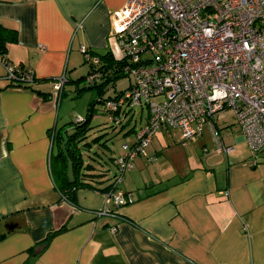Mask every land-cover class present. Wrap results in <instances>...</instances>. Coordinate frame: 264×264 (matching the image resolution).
I'll use <instances>...</instances> for the list:
<instances>
[{
    "label": "crops",
    "instance_id": "obj_1",
    "mask_svg": "<svg viewBox=\"0 0 264 264\" xmlns=\"http://www.w3.org/2000/svg\"><path fill=\"white\" fill-rule=\"evenodd\" d=\"M123 3L0 0V25L16 30L4 57L34 74L32 80H11L0 61V264H264V161L250 163L235 123L221 127L226 135L206 124L190 140H178L197 149L184 165L153 172L147 182L115 181L113 191L132 203L115 207L106 201L104 188L119 176L114 164L101 180H88L67 198L55 132L65 127L59 123L61 91L79 83L65 79L57 93L53 83L72 74L68 68L81 45L109 50L112 15ZM125 120L110 130L124 133ZM151 140L146 159L135 156L133 162L160 158L155 150L158 156L151 157ZM224 146L232 150L226 153ZM103 206L111 212L96 214Z\"/></svg>",
    "mask_w": 264,
    "mask_h": 264
},
{
    "label": "built area",
    "instance_id": "obj_2",
    "mask_svg": "<svg viewBox=\"0 0 264 264\" xmlns=\"http://www.w3.org/2000/svg\"><path fill=\"white\" fill-rule=\"evenodd\" d=\"M111 32L132 82L107 98L103 110L114 126L123 123L125 112L147 111L124 154L112 159L119 176L158 130L179 129L188 141L206 124L215 132V116L227 109L233 110L250 163L264 161V0H124L113 12ZM80 51L89 62L85 82L98 81L99 57L85 45ZM0 61L9 79H34L32 70L1 56ZM63 80L54 81L56 93ZM105 194L115 207L133 201L121 192ZM110 212L103 206L96 214Z\"/></svg>",
    "mask_w": 264,
    "mask_h": 264
},
{
    "label": "rangeland",
    "instance_id": "obj_3",
    "mask_svg": "<svg viewBox=\"0 0 264 264\" xmlns=\"http://www.w3.org/2000/svg\"><path fill=\"white\" fill-rule=\"evenodd\" d=\"M107 47L113 53L114 56L120 57L121 53L119 52L115 40L113 43L108 44ZM88 69L89 65L85 62L82 52L79 51L72 58V64L68 68V71H71L72 74L67 73L65 79L76 80L78 77L87 74ZM110 74L111 73H106L102 78H107ZM130 76L131 75L115 78L114 85L116 86V88H125L130 81L132 82V78H130ZM65 83L66 81L64 82L63 80V85ZM101 83L102 82H100V79L96 82L88 83L91 89L89 88V90H83L81 91L82 93L78 92V88H81L82 86H84V84L79 83L77 85L79 87L76 89L75 85L66 83L65 89H62L63 91H61L62 95L60 94V115L61 119L63 120L59 122L60 126L64 123L67 127H74L77 120L85 117L87 113L88 103L95 97V88ZM100 88L103 89L102 87H99V91ZM108 90L109 92L113 90L111 85H109L105 91L107 92ZM102 106L103 105L101 103L95 104V109L90 119V126H92L91 132L110 131L106 135L107 138L110 137L107 141V147L98 148V152L101 154L102 160H104L105 162L104 165L106 167H109L110 169H113L114 165L112 163V159L110 158L112 156L122 154L125 151L124 144L130 143L133 135V127L135 128L136 132L137 129L146 122L147 111L145 108H143L142 111H140V108H135L133 111H129L126 116H123L126 118L125 122H127V125L124 126V133H129L124 135V133L120 130L116 132L110 130V125H113V123L108 118V115L101 110ZM140 113L142 114L140 115ZM214 120L216 126L218 125V128H220L221 131L224 132V129L221 127H223L225 124H231L232 126V123H235L233 110L227 109L225 110V113L222 112L217 114ZM123 124L118 125L119 127H122ZM234 125L236 124H233V126ZM234 129L236 130L235 136H240L241 134L238 128L234 127ZM223 135H226L225 132L223 133ZM182 138V133L178 129H173L167 133H164L160 130L157 131L149 145V153H153L155 151L161 153V155L159 156L160 158L157 160L156 157L158 155L156 153H153L151 157L154 159L156 158V161L153 164H142L143 162L139 163V161H141L140 159L142 158H137L135 162H133V164L135 163V167L132 168L134 170L131 169L132 171H135L134 174L131 175V170H125L122 173L121 180L123 178L124 181L133 182L138 180L141 182H147L151 179L150 176L153 174V172L159 171L163 174L165 172H168L170 170V167L173 166V164L177 166L184 165L185 160H189V156L193 157L197 149L196 145H190L186 147L181 143H178L177 141L181 140ZM198 139H201V137ZM239 147H243V145L240 144ZM141 154H136V156L143 157L144 149ZM143 158L146 159V157ZM121 180L119 181L120 184L122 183ZM113 192H116V190ZM117 193L118 192L114 193V195H117Z\"/></svg>",
    "mask_w": 264,
    "mask_h": 264
},
{
    "label": "trees",
    "instance_id": "obj_4",
    "mask_svg": "<svg viewBox=\"0 0 264 264\" xmlns=\"http://www.w3.org/2000/svg\"><path fill=\"white\" fill-rule=\"evenodd\" d=\"M7 38L14 40L16 38V30L0 25V56L4 59L5 42ZM90 49L94 55H97L99 57L100 65L98 66V69L101 71L100 82L102 83L95 88V97L88 103L87 113L85 117L77 120L74 127H67L66 125H64L65 127L62 128V132H55V135H57L58 137L57 141H59L61 144L60 148L57 149L58 156L56 155V158L58 159L61 167L59 170V177L64 180L66 179L67 181L68 189L65 192L68 199H72L71 194L75 188L79 187V185H89L87 181L90 179L99 181L111 170L109 167H106L104 165L105 162L104 160H102L101 154L98 153V148L107 147L106 142L110 137L107 138L106 135L110 131L91 132L92 126H90V119L94 112L96 103H101L102 105H104V102L107 98L114 97L115 93L123 91L128 86L127 84L125 88L117 89L114 85L115 78L123 77L124 75L126 76V74L122 71L121 62H119L117 57L114 56L110 50L104 53H98L93 48ZM85 62L89 65L88 61ZM106 73L111 74L107 78H102ZM87 74L78 77L73 81L77 84L82 82L83 80L85 81ZM109 85L112 86L113 90L111 92H109V90L106 92L105 90ZM99 87H102L103 89L100 88L99 91ZM89 88L90 85L87 84L86 86L78 88V92L89 90ZM103 109L104 107L102 106L101 110L108 115V113ZM110 126L112 127L113 125ZM85 156L91 158V160H93L96 164L91 162L89 163L88 160L85 159ZM69 162L72 168L71 180H68L67 178V168ZM113 178H115L114 183H110L106 186V188H104L106 190L105 193L110 191L113 192L115 181H117L118 179L121 180V176H114ZM84 180H86V182H84ZM52 234L53 233L51 232L47 236V238H50Z\"/></svg>",
    "mask_w": 264,
    "mask_h": 264
},
{
    "label": "water",
    "instance_id": "obj_5",
    "mask_svg": "<svg viewBox=\"0 0 264 264\" xmlns=\"http://www.w3.org/2000/svg\"><path fill=\"white\" fill-rule=\"evenodd\" d=\"M40 246H42V247H43V246H44V244H41V245H39V247H40Z\"/></svg>",
    "mask_w": 264,
    "mask_h": 264
}]
</instances>
